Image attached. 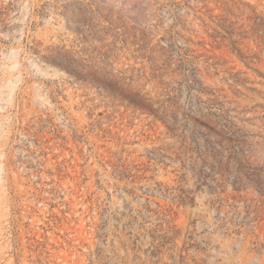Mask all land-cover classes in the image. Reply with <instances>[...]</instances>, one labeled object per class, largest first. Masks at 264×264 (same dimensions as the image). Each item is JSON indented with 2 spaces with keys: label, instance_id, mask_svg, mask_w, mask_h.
<instances>
[{
  "label": "rangeland",
  "instance_id": "rangeland-1",
  "mask_svg": "<svg viewBox=\"0 0 264 264\" xmlns=\"http://www.w3.org/2000/svg\"><path fill=\"white\" fill-rule=\"evenodd\" d=\"M0 264H264V0H0Z\"/></svg>",
  "mask_w": 264,
  "mask_h": 264
}]
</instances>
